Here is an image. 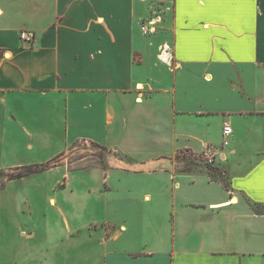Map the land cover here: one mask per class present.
Here are the masks:
<instances>
[{
	"label": "crops",
	"instance_id": "0c3cea01",
	"mask_svg": "<svg viewBox=\"0 0 264 264\" xmlns=\"http://www.w3.org/2000/svg\"><path fill=\"white\" fill-rule=\"evenodd\" d=\"M78 143L120 156L6 182L0 264H264V0H0V173Z\"/></svg>",
	"mask_w": 264,
	"mask_h": 264
},
{
	"label": "trees",
	"instance_id": "16d2710c",
	"mask_svg": "<svg viewBox=\"0 0 264 264\" xmlns=\"http://www.w3.org/2000/svg\"><path fill=\"white\" fill-rule=\"evenodd\" d=\"M91 145L100 151V154L98 155V159L102 161L100 165L103 166L104 164L103 161L105 160L108 154L112 153V151L96 143H91ZM185 158L187 159H184L183 162H186V161H189V162L184 171H191L192 169L190 167H193V166L203 167V169L205 170V172L207 173V175L212 181H218L222 184V186L226 190H230L229 177L226 171H224L223 169L217 168V167L206 166L203 163L201 156H194L190 154L188 155V157H185ZM57 160L58 158L44 165H34V166H28V167L10 170L11 173L7 175L5 181L1 184L0 189L8 181L28 177L32 174L47 170L48 168L55 166L57 163ZM253 207L257 213H264V205H254Z\"/></svg>",
	"mask_w": 264,
	"mask_h": 264
},
{
	"label": "rangeland",
	"instance_id": "374dc122",
	"mask_svg": "<svg viewBox=\"0 0 264 264\" xmlns=\"http://www.w3.org/2000/svg\"><path fill=\"white\" fill-rule=\"evenodd\" d=\"M164 13V7L158 4H151L150 5V16L149 18L154 17H163ZM148 18V19H149ZM100 154V151L96 148H94L91 144H84V143H78L75 146H72L63 156L58 158L57 162L60 161L64 164H68L73 167H84L89 165H95L100 164L102 161L98 159V155ZM108 156H120L118 153L114 152L111 154H108ZM187 155H184L186 157ZM106 157V158H107ZM182 156H177V161H183L184 158ZM105 158V160H106ZM105 160L103 162H105ZM189 161H186L185 164L187 166ZM211 167H215L212 165ZM192 169L198 170V167H190ZM10 171H4L0 173V186L5 181L8 174H10Z\"/></svg>",
	"mask_w": 264,
	"mask_h": 264
},
{
	"label": "built area",
	"instance_id": "2783aa9c",
	"mask_svg": "<svg viewBox=\"0 0 264 264\" xmlns=\"http://www.w3.org/2000/svg\"><path fill=\"white\" fill-rule=\"evenodd\" d=\"M159 24L158 17L149 18L144 20L140 24V30L143 35H150L156 32L157 26ZM19 40L28 46H32L35 41V34L32 31H29L27 29H22L19 31L18 34ZM232 135V129L229 126H224L222 130V145L223 147H226L229 145L230 137ZM202 161L206 166H212L214 165L217 154L215 150L208 149L204 151L201 155Z\"/></svg>",
	"mask_w": 264,
	"mask_h": 264
}]
</instances>
